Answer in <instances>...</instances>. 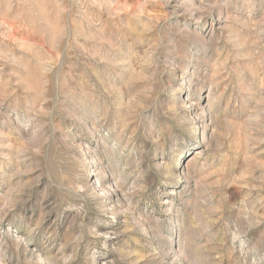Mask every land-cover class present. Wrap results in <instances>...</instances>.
<instances>
[{"label": "rangeland", "instance_id": "rangeland-1", "mask_svg": "<svg viewBox=\"0 0 264 264\" xmlns=\"http://www.w3.org/2000/svg\"><path fill=\"white\" fill-rule=\"evenodd\" d=\"M0 264H264V0H0Z\"/></svg>", "mask_w": 264, "mask_h": 264}]
</instances>
